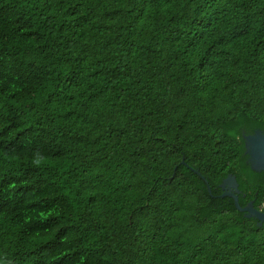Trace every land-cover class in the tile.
Returning a JSON list of instances; mask_svg holds the SVG:
<instances>
[{
	"label": "trees",
	"instance_id": "1",
	"mask_svg": "<svg viewBox=\"0 0 264 264\" xmlns=\"http://www.w3.org/2000/svg\"><path fill=\"white\" fill-rule=\"evenodd\" d=\"M240 113L264 121V0H0V264H264L177 167L241 176Z\"/></svg>",
	"mask_w": 264,
	"mask_h": 264
},
{
	"label": "water",
	"instance_id": "2",
	"mask_svg": "<svg viewBox=\"0 0 264 264\" xmlns=\"http://www.w3.org/2000/svg\"><path fill=\"white\" fill-rule=\"evenodd\" d=\"M217 128L221 130L222 136H238L240 148L237 164L244 181L241 176L228 170L213 185L205 174L197 172V166L185 163L183 153L178 150L181 159L177 167L181 177L197 181L196 188L209 198L207 205L198 209L197 213L210 222V210L218 212L221 209H235L236 222L250 220L249 230L264 229V200L262 210L256 209L260 197L264 199V121H255L240 113L236 121L230 119L228 122H220Z\"/></svg>",
	"mask_w": 264,
	"mask_h": 264
},
{
	"label": "flooded vegetation",
	"instance_id": "3",
	"mask_svg": "<svg viewBox=\"0 0 264 264\" xmlns=\"http://www.w3.org/2000/svg\"><path fill=\"white\" fill-rule=\"evenodd\" d=\"M264 200V199H263ZM263 200H262V202H261V208H260V211L262 210V203H263Z\"/></svg>",
	"mask_w": 264,
	"mask_h": 264
}]
</instances>
